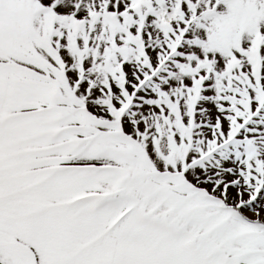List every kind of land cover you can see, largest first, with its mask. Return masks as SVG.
<instances>
[{
    "label": "snow or ice",
    "instance_id": "6c2138e0",
    "mask_svg": "<svg viewBox=\"0 0 264 264\" xmlns=\"http://www.w3.org/2000/svg\"><path fill=\"white\" fill-rule=\"evenodd\" d=\"M0 264H264V0H0Z\"/></svg>",
    "mask_w": 264,
    "mask_h": 264
}]
</instances>
